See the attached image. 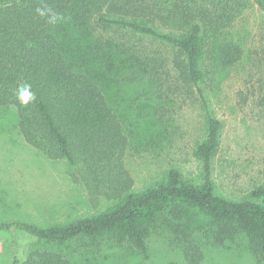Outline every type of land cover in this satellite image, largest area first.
<instances>
[{"label":"trees","instance_id":"16d2710c","mask_svg":"<svg viewBox=\"0 0 264 264\" xmlns=\"http://www.w3.org/2000/svg\"><path fill=\"white\" fill-rule=\"evenodd\" d=\"M256 2L264 9V0ZM246 3L0 0V106L14 108L18 130L28 144L50 160L66 161L71 179L82 185L92 205L101 199L113 202L65 224L0 223L12 247V264H72L62 246L97 238L127 245L148 260V240L160 217L179 219L189 211L201 214L204 221L195 228L191 219L181 224L174 240L179 259L164 264H204L207 245L235 234L246 238L257 263L264 264V186L240 201L216 194L210 170L221 122L211 114L201 88L205 43L224 35ZM45 7L64 19L49 23L36 11ZM215 52L223 68L233 67L243 56L240 45L226 40ZM166 65L179 86L199 93L205 110L206 138L196 149L205 178L193 184L171 170L164 181L134 193L126 167L128 138L105 92L130 80L126 74L147 78L158 87L155 76ZM25 83L37 99L22 106L14 90ZM19 237L33 239L41 248L20 259Z\"/></svg>","mask_w":264,"mask_h":264},{"label":"rangeland","instance_id":"374dc122","mask_svg":"<svg viewBox=\"0 0 264 264\" xmlns=\"http://www.w3.org/2000/svg\"><path fill=\"white\" fill-rule=\"evenodd\" d=\"M225 40L243 50L242 59L230 68L219 65L215 52V46ZM208 42L200 62L201 88L211 114L221 122L210 177L216 194L232 201L249 199L253 190L264 186V9L256 0H247L224 35ZM169 68L166 65L155 76L158 87L147 78L126 74L130 80L125 78L105 92L128 138L126 167L134 180V193L164 181L171 170L193 184L204 182V163L196 149L206 138V113L199 93L179 86ZM112 205L103 199L92 205L82 185L71 179L66 161L50 160L28 144L18 130L14 108L0 106V223L47 227ZM182 214L179 219L160 217L148 240V260L106 238L71 241L60 250L72 264L178 260L174 240L181 224L191 219L195 228L204 221L197 212ZM223 237L222 243L206 246L204 264H258L243 235ZM18 240L20 259L27 251L41 248L28 237ZM0 264H12V247L2 232Z\"/></svg>","mask_w":264,"mask_h":264},{"label":"clouds","instance_id":"9594fccd","mask_svg":"<svg viewBox=\"0 0 264 264\" xmlns=\"http://www.w3.org/2000/svg\"><path fill=\"white\" fill-rule=\"evenodd\" d=\"M36 11L37 14L41 17L47 16L49 23L55 24L57 21H61L64 19L61 14L55 12L49 7H45L43 9L38 8ZM14 97L15 100L22 106H27L30 103L35 102V100L37 99L36 93L32 91V86L27 83L18 86L14 90Z\"/></svg>","mask_w":264,"mask_h":264}]
</instances>
